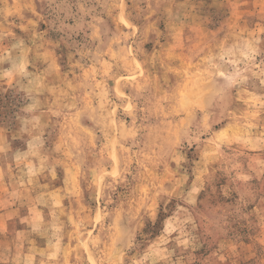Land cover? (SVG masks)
<instances>
[{"label": "rangeland", "instance_id": "374dc122", "mask_svg": "<svg viewBox=\"0 0 264 264\" xmlns=\"http://www.w3.org/2000/svg\"><path fill=\"white\" fill-rule=\"evenodd\" d=\"M20 2L27 6L29 0ZM148 7L147 0H97L86 21H69V29L60 25L57 31H36L29 16L33 29L26 33L5 25L18 40L0 31L4 43L23 41L39 50L50 75L34 86L47 88L46 98L64 93L61 115L52 118L54 128L45 124L39 143L20 131L21 121L14 115L17 98L11 92L0 96V264H97L101 259L107 264L117 258L123 249L112 247L111 238L117 228L123 232L121 241L127 238L126 217L135 193L127 177L118 179L127 144L118 142L115 129L130 125V117L122 115L130 108L125 98L138 93L142 106L154 94L157 99L167 96L160 86L164 78L178 81L174 110L213 111L202 151L231 146L244 170L236 175L261 173L264 0H183L179 11L186 24L173 25L168 41L152 37L151 25L144 23ZM73 32L80 35L69 44L65 35ZM189 38L192 52L185 43ZM85 101L91 110L82 117L78 110ZM249 211L256 213L251 222H233L227 233L206 242L197 257L232 256L244 264V256L234 253H246L264 261L259 247L264 244V213L253 206ZM155 241L125 256H143L150 249L155 256Z\"/></svg>", "mask_w": 264, "mask_h": 264}, {"label": "clouds", "instance_id": "9594fccd", "mask_svg": "<svg viewBox=\"0 0 264 264\" xmlns=\"http://www.w3.org/2000/svg\"><path fill=\"white\" fill-rule=\"evenodd\" d=\"M147 4L148 19L144 23L151 25L150 32L156 40L168 41L173 25L185 26L186 21L179 11L183 0L179 4L177 0H147ZM96 5L97 0H29L27 6L20 0L15 3L0 0V31L18 40L8 27L25 33L32 30L29 16L36 22V31L53 32L60 25L69 29V21H86L88 11ZM78 35L80 33L73 32L65 35V39L71 44ZM129 36L136 37V34L129 33ZM185 43L192 52L190 38ZM199 51L203 53L205 49ZM39 56L38 49L23 41L4 43L0 39V96L11 92L17 98L18 111L14 115L21 121L20 131L32 136L37 143L45 124L55 127L52 118L61 115L63 105L59 101L64 95L46 98L49 90L34 86L37 81L46 82L50 75L41 65ZM217 74L213 70V75ZM160 86L167 90V96L157 99L154 94L153 99L142 106H138V93L125 98L130 108L122 115L130 117V125L121 129L117 124L115 129L118 142L127 144L118 179L124 181L127 177L126 182L133 185L135 195L126 217L127 238L121 241L123 232L119 228L111 238L112 247L119 245L123 251L107 264H229V261L238 264L232 256L213 254L201 259L196 253L213 236L227 233L233 222H251L250 218L256 213L249 211L250 206L259 207L264 213V167L261 173L253 171L238 176L236 173L244 170L231 154V146L217 144L212 151H202V137L210 135L213 111L193 107L185 112L179 106L174 110L178 81L169 83L164 78ZM90 110L91 105L85 101L78 112L87 117ZM111 120L109 113V128ZM260 147L264 148V143ZM29 155L34 153L29 152ZM194 170L195 181L192 179ZM29 174H35L31 167ZM52 178L55 179L54 171ZM154 237L152 249H159L155 256L151 249L143 256H125V252L143 250ZM259 247L264 250V244ZM234 255L244 256V264H264L260 259L254 261L247 257L246 253ZM97 264L106 262L101 259Z\"/></svg>", "mask_w": 264, "mask_h": 264}]
</instances>
